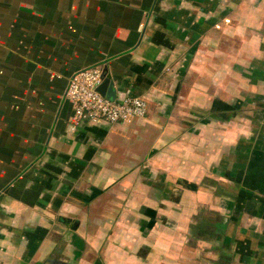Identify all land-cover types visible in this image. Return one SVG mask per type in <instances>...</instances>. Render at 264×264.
<instances>
[{
	"label": "crops",
	"instance_id": "obj_1",
	"mask_svg": "<svg viewBox=\"0 0 264 264\" xmlns=\"http://www.w3.org/2000/svg\"><path fill=\"white\" fill-rule=\"evenodd\" d=\"M0 264H264V0H0Z\"/></svg>",
	"mask_w": 264,
	"mask_h": 264
},
{
	"label": "built area",
	"instance_id": "obj_2",
	"mask_svg": "<svg viewBox=\"0 0 264 264\" xmlns=\"http://www.w3.org/2000/svg\"><path fill=\"white\" fill-rule=\"evenodd\" d=\"M228 22V19H223ZM101 67L91 66L76 70L67 80L63 97L70 102L73 118L108 123H128L146 113V102L138 96L107 100L96 91L101 81Z\"/></svg>",
	"mask_w": 264,
	"mask_h": 264
},
{
	"label": "rangeland",
	"instance_id": "obj_3",
	"mask_svg": "<svg viewBox=\"0 0 264 264\" xmlns=\"http://www.w3.org/2000/svg\"><path fill=\"white\" fill-rule=\"evenodd\" d=\"M214 189H219V187H216ZM190 195H192V194H190ZM219 195L220 194L217 195V204H222L224 202L223 201L224 200V196H219ZM190 197L192 198V200H190V203H189V206H188L189 209H188L187 213H188V215L190 217H192V219L196 220V218L197 219H203V218H206V217H214L213 212L209 211L207 209V205L205 203H204V205L202 203H200L199 207L201 209H199V210L196 209V205H195L196 202H194V200H197V198L195 196H193V195L190 196ZM193 223H195V222H193ZM192 228H194V226L189 227V228L184 227V230H185L186 234L187 233H194V232H191ZM206 230H207L206 228H201V231L203 233H205ZM204 250H205V247H204Z\"/></svg>",
	"mask_w": 264,
	"mask_h": 264
},
{
	"label": "water",
	"instance_id": "obj_4",
	"mask_svg": "<svg viewBox=\"0 0 264 264\" xmlns=\"http://www.w3.org/2000/svg\"><path fill=\"white\" fill-rule=\"evenodd\" d=\"M96 91L107 100H116V92L112 87V81L105 76V68L102 69L101 81L96 86Z\"/></svg>",
	"mask_w": 264,
	"mask_h": 264
}]
</instances>
